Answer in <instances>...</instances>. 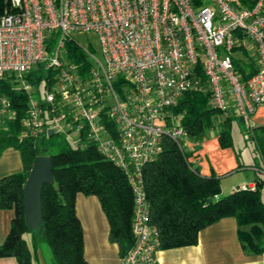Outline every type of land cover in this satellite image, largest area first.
<instances>
[{
  "label": "built area",
  "instance_id": "2783aa9c",
  "mask_svg": "<svg viewBox=\"0 0 264 264\" xmlns=\"http://www.w3.org/2000/svg\"><path fill=\"white\" fill-rule=\"evenodd\" d=\"M86 31L96 33L99 54L85 52L73 36ZM67 40L88 63L67 56ZM246 40L254 60L247 75L248 68L233 62ZM35 64L45 70L37 85L23 77ZM6 75L13 89L27 93L23 133L74 132L72 145L92 142L124 172L133 196V241L114 264H158L159 232L149 220L143 166L166 138L193 151L197 141L187 137L178 105L185 92L207 91L223 116L247 121L264 103V0H6L0 78ZM16 116L0 91V130Z\"/></svg>",
  "mask_w": 264,
  "mask_h": 264
},
{
  "label": "trees",
  "instance_id": "16d2710c",
  "mask_svg": "<svg viewBox=\"0 0 264 264\" xmlns=\"http://www.w3.org/2000/svg\"><path fill=\"white\" fill-rule=\"evenodd\" d=\"M5 4L6 0H0V11ZM65 46L67 56L76 62L88 63L75 42L67 40ZM233 62L242 70L236 59ZM252 70L250 63L246 75ZM44 74L43 65L35 64L23 77L37 85ZM0 91L8 95L17 110V116L8 120L7 128L0 130V151L14 146L22 163L21 170L0 176V208L13 210L8 230L0 241V257L12 256L18 264H42L38 252L41 244H45L50 252V264H89L83 255L82 228L74 207L77 191L97 195L109 222L108 238L117 242L118 255H124L133 241L130 228L133 196L122 169L105 158L92 142L74 146L55 142L51 139L52 132L40 137L23 133L19 117L26 104V91L13 89L9 75L0 78ZM178 105L185 112L183 125L191 141H199L217 120L215 114L221 111L209 104L207 91H187ZM231 115L217 120L220 146L230 143ZM249 131L255 139L261 138L264 123L250 125ZM259 149L260 167L264 169V149L261 146ZM38 153L50 155L53 182L42 185L41 221L31 228L24 220L22 186ZM191 153L166 138L158 156L143 166L149 220L158 228L159 247L194 243L200 227L222 215H233L236 236L242 247L252 252L261 251L264 248V201L259 197V180L255 178L253 187L240 185L220 194L218 176L213 172L201 173ZM206 197L210 199L205 200Z\"/></svg>",
  "mask_w": 264,
  "mask_h": 264
},
{
  "label": "crops",
  "instance_id": "0c3cea01",
  "mask_svg": "<svg viewBox=\"0 0 264 264\" xmlns=\"http://www.w3.org/2000/svg\"><path fill=\"white\" fill-rule=\"evenodd\" d=\"M211 130L213 128L210 127L192 147L191 159L198 165L199 171L205 174L214 172L222 175L228 171L232 173L233 168L240 169L241 166H248L252 170L251 175L236 179L234 184L225 185L226 192L240 185H255V178L259 180V186H261L264 169L254 162L240 164L235 155L236 152L234 151L233 154L229 148L220 147L217 134ZM6 148L8 149L9 146L1 150L3 152L0 157L4 153H9L13 155V159L10 162H3L0 158V176L22 169L17 148L15 151H8ZM225 189L220 182L219 191L222 192ZM74 207L81 223L83 255L87 262L89 264L116 263L119 259L118 245L117 242L108 238L109 222L97 195L77 191ZM12 214V208H0V220L6 224L0 241L8 230ZM10 257L12 256L0 257V264H18L15 258ZM156 257L158 264H264V248L255 252L243 248L236 236L234 216L222 215L199 228L196 242L173 247H159Z\"/></svg>",
  "mask_w": 264,
  "mask_h": 264
},
{
  "label": "rangeland",
  "instance_id": "374dc122",
  "mask_svg": "<svg viewBox=\"0 0 264 264\" xmlns=\"http://www.w3.org/2000/svg\"><path fill=\"white\" fill-rule=\"evenodd\" d=\"M74 38L78 41V43L84 48V51L92 50L94 53L99 54V45H98V38L94 31H86V32H75L73 34ZM246 47L239 46V52L241 55V58L238 60L239 65H241L242 68H249V64H254L253 60V48L251 46V42L248 40L245 41ZM39 90L42 93L43 86H39ZM216 119L219 121V119L223 116V113L220 111L219 113H216ZM215 121L212 125L211 130L214 134H217L218 128H219V122ZM250 120V121H249ZM249 122L247 121V118L244 116H241L239 114H234L230 116L229 124H228V135L230 143L225 146H220L223 148H229L231 151L236 152V157L238 159V162L242 165L247 164L249 162L251 163H258L261 164L260 159V149L259 146L263 147L264 149V136L259 137L258 139H255L250 135L249 131V124L251 122V125L255 124H263L264 123V103L258 105V107L255 109L253 114L250 115ZM210 129V128H209ZM74 132H66L64 129L59 130L58 132H54L51 136V139L55 142L59 143H67L68 145H72V138L74 136ZM7 149V148H6ZM15 151L16 148L14 146H9L7 149ZM187 150V149H186ZM3 151H0V155ZM3 162H10L13 159V155L9 153H4L2 157H0ZM235 160V159H234ZM239 164V165H240ZM241 166V165H240ZM199 168V167H198ZM236 169V171H235ZM233 168V172L228 171L222 175L216 174L218 176V184L220 188V182L223 187V189L226 188L225 185H228L229 183H235L234 181L236 179H243L247 178L251 175L252 170L250 167L241 166V168ZM214 173V172H213ZM263 181L261 182V186H259V197L261 200L264 201V175L262 176ZM228 181V182H227ZM237 182V181H236ZM226 192V189L222 192L219 191L220 194H223ZM5 223L0 220V236L2 234V230L5 227ZM39 260L42 264H50L49 263V256L50 252L45 244H41L39 252H38ZM14 258V257H10Z\"/></svg>",
  "mask_w": 264,
  "mask_h": 264
},
{
  "label": "water",
  "instance_id": "95a60500",
  "mask_svg": "<svg viewBox=\"0 0 264 264\" xmlns=\"http://www.w3.org/2000/svg\"><path fill=\"white\" fill-rule=\"evenodd\" d=\"M52 128H47L50 134ZM53 182L52 163L49 154L38 153L34 156L22 186V207L27 226L37 227L41 221V188L43 183ZM206 197L205 200H209Z\"/></svg>",
  "mask_w": 264,
  "mask_h": 264
}]
</instances>
